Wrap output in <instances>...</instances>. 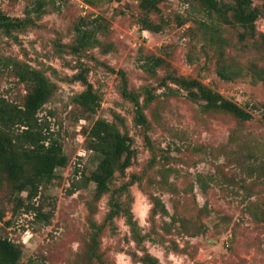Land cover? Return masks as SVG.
Here are the masks:
<instances>
[{
  "label": "rangeland",
  "instance_id": "374dc122",
  "mask_svg": "<svg viewBox=\"0 0 264 264\" xmlns=\"http://www.w3.org/2000/svg\"><path fill=\"white\" fill-rule=\"evenodd\" d=\"M160 7L169 24L156 33L141 27L137 0H0L7 14L26 17L29 10L35 20L12 36L0 31V58L28 63L58 84L40 116L68 157L33 200L48 218H37L27 206L15 212L7 188L0 192L5 211L0 235L23 245L19 264L31 259L37 264H101L82 257L96 229L93 223L103 225L109 209L107 195L94 198L95 185L85 181L98 164L87 132L99 117L113 120L117 113L125 119L136 155L127 176H117L115 183L129 181L133 173L141 176L130 190L141 231L155 239L144 242L146 249L163 264H264V215H255L264 212V18L256 22L257 36L241 42L242 27L208 17L196 0H163ZM79 26L95 29L97 39L81 56L66 46L75 42ZM222 40L232 44L226 47L227 60L244 69L231 81L217 74ZM148 55L165 60L157 74L142 68ZM79 59L89 67L88 78L101 95L95 113L71 102L84 89L70 80L79 70ZM120 69L131 88L155 87L158 93L146 110L148 131L134 123V106L120 93ZM170 73L201 80L248 109L252 118L243 121L225 111H207L177 84L170 82L175 93L160 87ZM25 92L4 66L0 93L20 102ZM153 153L157 160L151 164ZM152 194L174 215L156 216L155 225ZM114 221L104 224L99 239L104 264H141L131 253L142 255L143 248L125 217Z\"/></svg>",
  "mask_w": 264,
  "mask_h": 264
},
{
  "label": "trees",
  "instance_id": "16d2710c",
  "mask_svg": "<svg viewBox=\"0 0 264 264\" xmlns=\"http://www.w3.org/2000/svg\"><path fill=\"white\" fill-rule=\"evenodd\" d=\"M138 20L144 30L150 32H162L169 24L168 19L161 15L160 4L163 0H137ZM208 17H218L227 23H235L242 27L239 38L245 42L248 37L254 39L257 36L256 22L264 18V0L255 4L254 0H196ZM42 5L39 4L38 9ZM205 27L204 21H201ZM35 24L30 11L26 17H13L0 8V31L6 36H12L16 31L25 30ZM88 24V23H87ZM76 40L66 45L69 52L81 56L88 49L96 46V30L77 27ZM213 39V37H211ZM219 46L218 76L227 81L234 80L244 74L243 67L233 61L227 60L226 47L232 45L230 41H221ZM0 58V72L4 66L9 67L19 83L24 84L26 92L22 100L14 101L0 93V192L6 187L14 203V211L27 206V210L33 209L37 218H48V215L36 206L33 200L40 193L41 185L50 182L56 177L57 169L68 162L60 140L53 136L47 119L40 116L44 105L52 99L58 90V84L45 72L32 67L28 63ZM165 63L161 56L148 55L142 63L144 71L157 74V70ZM79 69L70 80L78 81L84 89L72 96V104L85 113H95L101 103V95L89 80V67L79 59ZM121 78L120 93L122 97L130 101L134 106L133 121L137 126L149 130L150 119L146 113L148 106L158 97L155 87L131 88L127 73L123 69L118 71ZM170 82L185 89L187 96L193 100L201 101L207 111H225L233 114L243 121L252 118V113L238 103L225 98L221 93L204 84L196 78L170 73L160 83L172 93L176 92ZM147 141L154 148L149 136ZM88 148L94 152L98 164L89 174L85 175L86 183H93L94 198L108 197V211L105 216V225L114 224L116 217L123 216L131 228L134 241L143 248V254L131 253L135 261L141 264H163L160 259L149 252L144 242L155 240L150 234L143 233L140 224L135 218L132 203L134 201L130 187L140 181L137 173L131 175L129 181L116 184L117 176L126 177L127 170L133 164L136 151L133 148V138L126 129L125 119L116 114L113 120L99 117L87 132ZM157 160L153 153L150 163ZM26 193V195H24ZM153 207L151 215L153 225L156 216L163 218L174 216L170 214L165 202L156 195H151ZM5 211L0 208V219L3 220ZM259 219L264 212H255ZM104 224L93 227L89 248L83 259L89 263L99 259L101 264L106 261L99 253V239L104 230ZM165 225H167L165 221ZM171 226V225H170ZM168 227V226H167ZM23 256V245L9 237L0 235V264H19ZM78 263V262H77ZM29 264H37L33 259ZM79 264V263H78Z\"/></svg>",
  "mask_w": 264,
  "mask_h": 264
}]
</instances>
